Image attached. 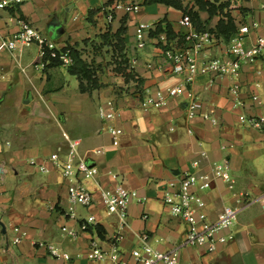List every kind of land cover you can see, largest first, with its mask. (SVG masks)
I'll return each instance as SVG.
<instances>
[{
  "label": "crops",
  "instance_id": "1",
  "mask_svg": "<svg viewBox=\"0 0 264 264\" xmlns=\"http://www.w3.org/2000/svg\"><path fill=\"white\" fill-rule=\"evenodd\" d=\"M114 1L24 0L16 8L0 11V264H96L87 257L89 247L95 242L109 249L118 222L101 204L99 186L113 187L118 181L146 198L129 204V228L119 242L124 260L134 262L131 250L141 244L144 233L158 250H179L184 262L264 264V130L240 121L242 116L264 112V60L244 62L236 78L205 74L187 84L186 89L198 97L193 118L188 117L185 94L170 98L161 108H145L147 93L164 92L183 82L163 53L166 45H186L185 28L178 23L186 13L162 3L121 0L139 5L137 11L126 13L113 9ZM208 1L224 7L210 14L193 0H183L184 8L197 13V27L214 34L220 22L227 23L230 17L235 32L241 26L249 28L247 43L264 35V0ZM19 18L59 48L68 45L80 50L82 58L97 68V87L80 91L79 78L66 66L43 64L36 45L8 50L3 42L18 29ZM140 23L150 24L143 49L136 47ZM167 24L174 33L170 39ZM231 36L214 34L200 53V62L233 58ZM119 46L133 76L128 81L115 70ZM105 52L110 63L99 73ZM138 78L142 82L136 87ZM235 83L243 106H234L230 88ZM254 94L260 103L252 101ZM107 100L117 105L112 122L98 115L99 105ZM110 124L122 129L118 146L107 131ZM65 135L78 142L80 155L98 170L83 182L96 202L78 206V218L69 216L67 182L48 160L54 152L65 155ZM31 160L45 164L49 171H37ZM223 161L229 166L231 184L211 173L212 165ZM203 172L212 178L209 189L198 191L206 202L208 221L217 222L225 207L238 206L244 199L232 227L234 239L211 253L184 244L188 226L170 215L162 200L169 181L184 173ZM90 214L96 217V226L79 230L75 238L63 235L62 227L79 229L80 221ZM16 228L24 236L13 245ZM49 245L68 252L71 259L51 256Z\"/></svg>",
  "mask_w": 264,
  "mask_h": 264
},
{
  "label": "built area",
  "instance_id": "2",
  "mask_svg": "<svg viewBox=\"0 0 264 264\" xmlns=\"http://www.w3.org/2000/svg\"><path fill=\"white\" fill-rule=\"evenodd\" d=\"M24 0H0V11L18 7ZM113 9L123 10L126 13L134 12L139 9L138 4H127L121 0H116L112 4ZM109 18H112L110 15ZM179 25L185 28L183 38L185 46L176 48L167 45L164 50L165 58L171 63L173 72L183 76V82L168 87L164 92L147 93L143 100L145 108H161L168 104L170 98L185 94L187 103L188 117L193 118L197 108L198 97L186 85L190 84L199 75L211 74L215 77L230 76L236 78L239 76L241 66L244 62H252L257 59L264 60V35L258 36L253 42L247 43L246 38L249 33L247 26H241L239 30L232 34L229 43V52L233 56L231 59H222L213 57L200 62V53L211 44L214 34L209 31H198L190 16L184 14L178 21ZM18 29L12 35L5 39L4 46L13 52L18 48H25L36 45L39 48L43 59L46 55L50 58H58L63 66L73 64L72 56L69 51H62L56 44L43 36L40 31L34 28L26 20L18 19ZM150 29V24L140 23L136 27L135 38L136 47L143 49L147 43L144 37L146 30ZM136 61L134 60V63ZM44 64V63H43ZM230 92L235 97L234 106H243L240 100V86L232 85ZM254 103H260L258 95L251 96ZM98 115L103 121L112 122L117 116V105L113 100H107L98 107ZM205 119L210 118L204 114ZM212 122L217 120L210 118ZM240 121L253 129L264 130V112L242 116ZM107 131L112 137L114 146L119 145V137L122 129L110 124ZM68 147L64 156L60 152L50 154L48 160L52 166L59 170L61 176L67 182V198L70 204L69 216L78 218L76 208L78 206L88 207L96 202L94 194L85 185L84 181L94 178L98 170L88 164L87 160L80 155L78 142L71 140L69 136H64ZM204 154V153H203ZM30 163L39 172H48L49 168L45 164H37L34 160ZM194 165H198L195 161ZM211 173L215 178L231 184L232 175L226 161L214 163L211 167ZM114 178L117 175L112 174ZM211 176L208 173H184L178 179L168 182V189L164 192L162 200L173 217L181 219L187 226V234L184 241L185 245L203 248L207 253L214 252L218 245L225 244L234 239L232 231L237 212L240 210L244 199H239V205L235 207H225L219 215L217 222H210L205 212L206 202L198 191L207 190L211 186ZM100 201L104 208L110 214L118 217L116 232L112 237V243L109 249L101 248L93 242L87 252L88 259L96 264H193L181 260L179 250H158L148 243L147 234H141V244L131 250V256L134 262L130 263L124 260L122 251L119 248V242L123 237L124 231L129 228L127 221L128 207L132 201L144 202L146 198L139 196L138 192L129 189L123 182L118 181L113 187L99 186ZM97 219L90 214L83 218L79 223V229L64 226L61 231L65 237L75 238L79 230L85 231L89 227L96 226ZM11 239L13 245H18L24 236L18 228ZM49 253L55 258H62L66 261L71 259L68 252L49 245Z\"/></svg>",
  "mask_w": 264,
  "mask_h": 264
},
{
  "label": "trees",
  "instance_id": "3",
  "mask_svg": "<svg viewBox=\"0 0 264 264\" xmlns=\"http://www.w3.org/2000/svg\"><path fill=\"white\" fill-rule=\"evenodd\" d=\"M195 4L198 6V8L202 10H207L210 14L213 12H216L217 9H223L224 6H216L214 3L209 2L208 0H193ZM144 3L146 4H152V3H162L168 6H172L178 9H182L184 13L188 14L195 26V28L198 31H206L203 28L197 27V23L199 22L197 13L194 12L192 9H187L186 7H183V0H145ZM223 21L220 22L218 26V31H215L214 34H222L223 36H229L232 35L236 31V27L231 20L230 17H228V22L224 23ZM161 26L158 27L157 31H161ZM167 37L170 39L174 35L172 32L170 26L167 24L166 29ZM157 33V32H156ZM228 34V35H227ZM118 42H122L121 38H118ZM122 44V43H121ZM123 46V45H122ZM122 46H119V54L117 55L116 64L118 65L115 70L122 73L125 77V80L128 81L133 76L131 75V70L127 71L129 69V61L125 53H122ZM167 48V45H166ZM165 48V49H166ZM62 51H69V54L72 56L73 64L71 66H68L69 71L72 74H75L80 81V91H90L97 87V68H95L93 65L87 63L83 58L81 51L78 50L75 47L72 46H65L61 48ZM43 63L45 65H62L61 61L58 58H50L48 55L43 57ZM136 87L140 86V83L142 82L140 78L135 79Z\"/></svg>",
  "mask_w": 264,
  "mask_h": 264
},
{
  "label": "rangeland",
  "instance_id": "4",
  "mask_svg": "<svg viewBox=\"0 0 264 264\" xmlns=\"http://www.w3.org/2000/svg\"><path fill=\"white\" fill-rule=\"evenodd\" d=\"M105 48L107 49V47H104V50H105ZM101 52H103V51H101ZM103 56H104V61H103V63H101L102 65L99 67V70H98L99 73H102L104 67H107L110 63V55L107 52H105ZM40 103L43 104L42 102H40ZM10 112L13 114L14 109L10 108Z\"/></svg>",
  "mask_w": 264,
  "mask_h": 264
}]
</instances>
